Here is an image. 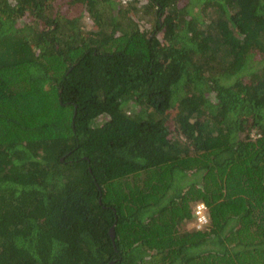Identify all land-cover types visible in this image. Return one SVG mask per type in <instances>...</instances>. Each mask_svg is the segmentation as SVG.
I'll return each mask as SVG.
<instances>
[{
    "label": "trees",
    "instance_id": "trees-1",
    "mask_svg": "<svg viewBox=\"0 0 264 264\" xmlns=\"http://www.w3.org/2000/svg\"><path fill=\"white\" fill-rule=\"evenodd\" d=\"M0 264H264V0H0Z\"/></svg>",
    "mask_w": 264,
    "mask_h": 264
},
{
    "label": "built area",
    "instance_id": "built-area-1",
    "mask_svg": "<svg viewBox=\"0 0 264 264\" xmlns=\"http://www.w3.org/2000/svg\"><path fill=\"white\" fill-rule=\"evenodd\" d=\"M196 214H197V227L202 228L204 225L208 223V214H207V206L205 203H199L196 205Z\"/></svg>",
    "mask_w": 264,
    "mask_h": 264
},
{
    "label": "rangeland",
    "instance_id": "rangeland-1",
    "mask_svg": "<svg viewBox=\"0 0 264 264\" xmlns=\"http://www.w3.org/2000/svg\"><path fill=\"white\" fill-rule=\"evenodd\" d=\"M144 23L146 24L145 26L147 27L149 21H145ZM149 26H150V25H149ZM194 223H195V222H194L193 220H191L189 223H187V224L184 225V228L187 229V230H192V229L195 228Z\"/></svg>",
    "mask_w": 264,
    "mask_h": 264
},
{
    "label": "water",
    "instance_id": "water-1",
    "mask_svg": "<svg viewBox=\"0 0 264 264\" xmlns=\"http://www.w3.org/2000/svg\"><path fill=\"white\" fill-rule=\"evenodd\" d=\"M111 232H112V237L114 238V235H115V234H114V231L112 230Z\"/></svg>",
    "mask_w": 264,
    "mask_h": 264
}]
</instances>
